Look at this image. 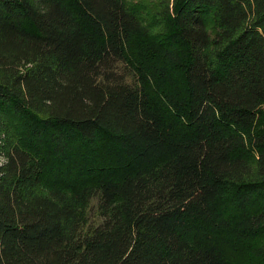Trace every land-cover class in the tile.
<instances>
[{
  "label": "trees",
  "instance_id": "1",
  "mask_svg": "<svg viewBox=\"0 0 264 264\" xmlns=\"http://www.w3.org/2000/svg\"><path fill=\"white\" fill-rule=\"evenodd\" d=\"M0 264H264V0H0Z\"/></svg>",
  "mask_w": 264,
  "mask_h": 264
},
{
  "label": "rangeland",
  "instance_id": "2",
  "mask_svg": "<svg viewBox=\"0 0 264 264\" xmlns=\"http://www.w3.org/2000/svg\"><path fill=\"white\" fill-rule=\"evenodd\" d=\"M92 207H93V211L96 210V205H97V200H94L92 203H91Z\"/></svg>",
  "mask_w": 264,
  "mask_h": 264
}]
</instances>
